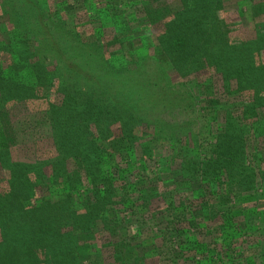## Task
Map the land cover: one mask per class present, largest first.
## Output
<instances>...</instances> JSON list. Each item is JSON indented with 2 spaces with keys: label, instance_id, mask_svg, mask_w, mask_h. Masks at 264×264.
Here are the masks:
<instances>
[{
  "label": "trees",
  "instance_id": "obj_1",
  "mask_svg": "<svg viewBox=\"0 0 264 264\" xmlns=\"http://www.w3.org/2000/svg\"><path fill=\"white\" fill-rule=\"evenodd\" d=\"M0 13V264H127L142 230L118 228L130 222L120 214L130 206L140 215L160 193L175 229L163 233L178 238L184 264H234L246 243L234 225L242 210L222 213L214 199L242 201L251 190L248 198H264L254 189L264 160L249 159L262 146L249 136L264 141V0H0ZM147 56L164 73L138 79L131 72ZM172 73L188 79L178 82L187 94L176 93L201 112L210 140L178 173L166 158L157 169L163 181L198 183L195 206L174 204L177 188L148 187L141 170L130 177L153 142L180 135H163L176 100ZM201 225L210 243L192 236L184 247L180 236Z\"/></svg>",
  "mask_w": 264,
  "mask_h": 264
},
{
  "label": "rangeland",
  "instance_id": "obj_2",
  "mask_svg": "<svg viewBox=\"0 0 264 264\" xmlns=\"http://www.w3.org/2000/svg\"><path fill=\"white\" fill-rule=\"evenodd\" d=\"M68 1L70 2V0ZM69 5H72L75 7L78 4L75 3V4H69ZM4 6L8 8L9 10L13 9L8 4H5ZM69 10L71 11L70 8ZM1 22L2 21L0 20V32L2 30L1 25H3ZM11 42L13 43L14 41L11 40ZM158 64L159 63H157V61L155 60V57L147 56L145 59H143V62L139 70L135 71L134 69L132 70L131 73H135V76H137L136 78L138 79L139 77H142L141 73H164L163 69L161 68V65L158 66ZM170 78H172V81H171L172 84L176 83L175 86H172L173 87L172 91L174 92V97H176V100H175L174 106L170 108L172 112L171 114L173 115V117H170L171 114L167 116L169 118V121L167 122H169L170 125L168 124L165 125L164 127L165 131L163 132V135L167 134L168 131H170L171 129H176V128L179 129L180 135L177 134L176 141L170 140L167 143L164 142V143H159V144L158 142L157 144L153 142V144H151L150 147H149L150 142L148 141L150 140V134L148 133V135H144L142 142L140 141V143L141 145H143V147L146 143H148V147H149V149L144 150V154L142 157V160L144 161L143 165H145V168L144 169L141 168V165L138 164V159H136L138 165L136 164V161H134L133 169H131L132 175H130V177L137 178L138 177L137 172L141 170V172L139 171L140 173L139 178L145 175V177L147 178L148 187H150L152 183H154V185L159 183L160 186L162 185L161 186L162 190H165L168 188L170 189L177 188L180 193L174 194L173 200L175 202L173 201V203L176 204L182 198L184 202L187 203L188 205L195 206L197 204V201H194V200H195V195L197 193L196 190H198L196 188V185H198V183H195V181L188 182L187 179H182L181 176H178V178H175V179L171 177H166L165 179L167 180L163 181L162 178L159 177V175L161 174L160 173L158 174V169H157V167H159L161 164L160 161L163 158L164 159L166 158L165 163L167 162L172 163L171 170H173V172L178 173L181 167L180 165L185 158L187 159L191 155H194V157L196 156V157L201 158L204 155V149L206 145L208 144V141L210 140V138H208L210 135H208L207 132L204 130V127H203L204 123H202L201 120L199 119V116H197V115H200L201 112L194 110L195 107L193 106L191 108L183 107L184 105H188L187 103H185L186 95L181 97L179 93H176V91L181 89L182 91H184V94H187L186 90L189 89V86L184 85L183 87L178 82L184 81V80L188 81V79L181 78L176 73H172ZM193 78L195 77L189 78V80H192ZM181 106L182 108H180ZM181 109H186V110H184L183 112H180ZM202 112L206 114H210L211 111L210 109H206ZM154 115H157V114H154ZM163 118H165L164 115H163ZM186 127L188 128L187 130H186ZM181 129L186 130V133H188L191 136L189 140L183 139L184 137L181 136L183 135L182 133L183 130ZM194 133H195V137L193 138L192 135ZM249 137H250L249 138L250 144L252 143L253 145L256 144L260 146L262 145L261 148L259 149L260 154H257V158L254 154L250 156L251 152L248 150L250 161L254 160V162L257 164L259 162V157H261V159L264 160V141L262 138H259V140L256 141L252 135H250ZM185 143H187V147H189L187 150H184V147H183ZM149 154L151 155L148 156ZM169 156H172L170 160L168 159ZM261 169H264V161H262L261 163ZM149 177L151 179H148ZM168 184H170V186H167ZM254 189H256L258 193L261 192L262 189L264 190V177H260L257 174ZM250 192H252V190ZM250 192L249 191L242 192V195H243L242 201L239 200V198L237 197L236 198L233 197L232 195H229L230 197L225 196L224 200H223V197L221 196H219L218 199L217 198L214 199V201L216 200L218 202L223 201L220 207V210L222 211V213H227L228 209H232V208H235V209L238 208L242 210L241 211L242 213L240 215H237L234 218L235 220L234 225L238 230H240V232L242 231V238H246V243L243 242L242 245L237 246V249L235 252L236 255L234 256V259H236V261L234 262V264H247V260L244 259V257H247V255L249 254L250 255L253 254V256L249 258L248 264H264V255L262 253L264 250V198H259V200L255 198H252V199L248 198L247 194H249ZM134 195L135 194L133 193L131 194L132 199H134L135 197ZM152 199L153 200L148 205V207H146L145 211H141V214L138 216L131 215L132 209H135V208H131L130 206L126 207L127 210H124L120 214V216L125 217L124 219L129 218L130 220L128 221L130 222H127V219L123 220L122 222H120V225L118 224V228H125V227L127 228L130 225V226L135 227V230H134L135 232H136V229L142 230V233L139 235L141 237L142 244L140 246H137V248L133 250V254L129 255L130 256L129 258L127 257L126 263L134 264L130 262L134 258L137 261H139V263L141 264H174L175 261L179 264H184L182 259H179L177 256V255H180L181 252L179 250L173 249V247L178 245L176 243L178 238L176 237V239L174 240L175 243L172 244L169 241V239L166 238L162 230L165 226L169 227L168 228L169 231L175 230L174 228L173 230H170L173 223H168V220L172 219L173 216L163 217L164 215L162 214L161 211H163V209L165 210L166 203H164L163 197H161V193H160V196L154 197ZM209 203L207 204L209 205ZM133 205L134 207H138L136 206V204H133ZM180 208L181 206L178 207V210ZM128 213H130V215H128ZM174 214H178L177 211L176 212L174 211L173 215ZM219 219L220 220H216V221H221V219H224V217L220 216ZM216 221H212L209 224L208 228L209 230H211V232H214L215 229L217 230L215 232L216 233L215 236L216 237L219 236V238H221V240L220 239L218 240V243H219L218 248L221 250V247H224V246L222 245V242L220 241L223 240L222 236H224V234H222V231L220 232V228L217 227L218 224ZM202 226L203 225H201V227L199 228L191 227L189 228V231H185L184 234L180 236L181 240L183 241L182 245H184V247L189 245V241H186L187 237L191 238L193 236L194 239H197L198 241L200 240L203 242H206V241L209 242L208 239H210L209 238L210 235L206 233V229H203ZM245 232L248 234L252 232L250 234L251 237L249 235H245L246 234ZM96 236L100 237V234ZM149 240H151L152 243L148 242ZM248 243H251L252 245ZM98 244H101V243L98 242ZM248 245H250L249 248L247 247ZM130 248L133 249V247H130ZM106 255L107 253H105V256ZM110 261H112L111 257H110ZM206 263H207L206 260L203 259V264H206ZM110 264H114V263H110Z\"/></svg>",
  "mask_w": 264,
  "mask_h": 264
}]
</instances>
